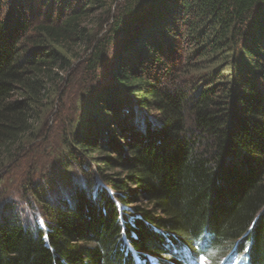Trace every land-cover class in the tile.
Segmentation results:
<instances>
[{"label": "trees", "instance_id": "1", "mask_svg": "<svg viewBox=\"0 0 264 264\" xmlns=\"http://www.w3.org/2000/svg\"><path fill=\"white\" fill-rule=\"evenodd\" d=\"M53 105L60 147L28 210L0 208V264H264V0H0V164Z\"/></svg>", "mask_w": 264, "mask_h": 264}, {"label": "rangeland", "instance_id": "2", "mask_svg": "<svg viewBox=\"0 0 264 264\" xmlns=\"http://www.w3.org/2000/svg\"><path fill=\"white\" fill-rule=\"evenodd\" d=\"M97 22L99 21L97 20ZM97 22L96 18H91L87 21V24H95V27L93 26L94 28L90 33L94 38V41L102 38L107 29L106 25L102 26V28L96 26ZM94 44L95 42H92V46L85 52L83 51V47H81L80 50H76V57L73 56L70 58V66L67 70L68 75L63 73V76H69L70 80L75 83L74 86L77 85L78 88L87 84L92 77V73L86 69V60L92 53V47ZM67 56L68 55H66V57ZM98 72L100 74L103 71L99 70ZM190 73L191 72L188 70L186 71L184 67H180L178 70V78L183 82L190 81L192 78V74ZM164 81L166 82V79H164ZM77 87L76 90L78 89ZM63 89L64 88L62 87L61 91H63ZM70 96L71 95L67 93L64 98H67L69 102L73 98ZM71 101L74 100L72 99ZM59 111L60 108L54 105L52 108L50 107L49 109L41 110L38 116V119L40 120L39 130L35 131L31 137H28V139H25L20 150L15 153L14 157L9 162L0 164V208L7 209L6 207H9V202H11L19 209L23 208L22 210H28V205L25 202L32 203L33 198L30 193L26 192L27 186L29 183L37 181L41 175L43 176L49 173V166L52 163L53 153L60 147V139H50L52 135L57 137L62 129L61 126L57 125V122H55ZM52 178L54 181H57L56 176L54 178L53 175ZM129 206L127 208L131 209ZM196 244L200 245L199 241H197ZM230 255L231 251L229 250V247H226V249H223L222 251L207 249L199 254V258L195 264H244L243 257L241 258L239 255ZM145 256L147 259L150 258L149 260L152 264H162L161 259H170L169 257L157 258L149 254ZM183 256L185 259L188 258L187 255ZM171 261V264H173L174 260L171 259ZM190 262L188 263L190 264ZM188 263L184 262L183 264Z\"/></svg>", "mask_w": 264, "mask_h": 264}, {"label": "snow or ice", "instance_id": "3", "mask_svg": "<svg viewBox=\"0 0 264 264\" xmlns=\"http://www.w3.org/2000/svg\"><path fill=\"white\" fill-rule=\"evenodd\" d=\"M135 264H147V261H142V260L139 259L138 256H136L135 257Z\"/></svg>", "mask_w": 264, "mask_h": 264}]
</instances>
